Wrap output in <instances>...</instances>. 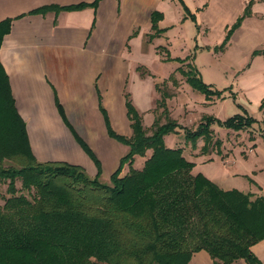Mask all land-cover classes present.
Returning a JSON list of instances; mask_svg holds the SVG:
<instances>
[{"label": "trees", "instance_id": "16d2710c", "mask_svg": "<svg viewBox=\"0 0 264 264\" xmlns=\"http://www.w3.org/2000/svg\"><path fill=\"white\" fill-rule=\"evenodd\" d=\"M179 1L189 14L185 2ZM49 10L58 7L34 13ZM162 17L153 15L156 20ZM11 22L0 23V47ZM195 81L209 98L224 94L211 90L201 78ZM128 109L133 136L109 131L130 147L109 184L75 165L40 163L32 155L26 124L0 62V183L8 182L10 195L0 207V264H189L202 250L214 264H264L252 251L264 240V197L251 201L240 191L221 190L205 175L193 174L195 165L182 150L163 142L174 123L158 126L147 136L129 101ZM254 123L249 114H236L221 126L246 131ZM205 131L212 136L205 126L194 137ZM148 150L153 154L143 168H133L135 158L145 157ZM5 159L18 168L5 167ZM127 164L130 170L124 174Z\"/></svg>", "mask_w": 264, "mask_h": 264}, {"label": "crops", "instance_id": "0c3cea01", "mask_svg": "<svg viewBox=\"0 0 264 264\" xmlns=\"http://www.w3.org/2000/svg\"><path fill=\"white\" fill-rule=\"evenodd\" d=\"M174 2L184 12L178 23L191 20L198 33L203 34L208 27L205 13H194L187 6V14L179 0H0V23L12 21L0 47V62L9 78L17 112L26 124L32 155L38 162L67 163L81 167L91 178L100 175V179L110 180L130 147L109 131L131 138L133 121L128 101L139 114L143 113L152 109L162 89L160 78L149 69L147 59H180L172 52L178 26L171 19ZM79 5L84 6L65 9ZM46 6L58 10L34 13ZM156 12L162 14L160 20L153 19ZM187 59H197L206 84L227 88L229 72L235 75L205 49L197 50L193 56L189 54ZM148 70L155 77L147 75ZM224 129L227 134L232 131L241 136L246 132ZM247 131L256 136L252 128ZM261 136L264 138L263 133ZM227 141L234 143V138L224 140L219 151L220 163L228 171L222 182L201 174L224 191L260 192L261 183L254 171L233 170L238 158ZM254 152L255 148L249 147L239 158L243 156L247 161ZM138 159L142 157L135 158V169L144 166H135ZM129 170L127 164L123 173ZM229 183L235 186L231 188ZM252 251L264 263V240ZM189 264H214V260L202 250L193 255ZM233 264L247 263L239 260Z\"/></svg>", "mask_w": 264, "mask_h": 264}, {"label": "rangeland", "instance_id": "374dc122", "mask_svg": "<svg viewBox=\"0 0 264 264\" xmlns=\"http://www.w3.org/2000/svg\"><path fill=\"white\" fill-rule=\"evenodd\" d=\"M184 1L194 13H205L208 27L205 26L203 34H199L191 20L182 25L178 23L184 12L181 5L174 2L172 10L175 13L171 19L178 26L172 52L180 59H147L149 69L160 78L158 83H161L162 89H159L160 93L152 109L140 113L142 124L146 128L147 136H152L158 126L164 129L168 128V124L174 123L173 131L162 136L165 146L181 149L184 157L194 163L193 172L204 173L218 183L222 182L221 179L228 172L220 163L219 151L224 140L234 138V143L227 141L228 148L234 149L238 158L233 170L243 173L254 171L261 183V193L242 192L251 201H255L264 197V138L261 136L264 134V0ZM202 13L200 22L203 21ZM204 49L212 59H221L235 71V75L232 72L228 74V83L225 85L227 88L207 84L213 91L223 90L222 97L215 95L209 98L195 86L196 78L203 81L204 78L196 64L197 59L187 58L189 54L193 56L197 50L200 52ZM148 73L150 77H155L153 73ZM242 76L244 78L241 79ZM146 100L148 105L149 99ZM236 114H249L255 118L252 132L256 136L247 130L242 134L243 137L232 131L228 134L224 132L221 123ZM205 126L209 128L212 136L208 137L209 134L205 131L194 137ZM249 147L255 148L250 158L247 161L243 156L239 158L244 155L243 152H248ZM152 154L153 151L148 150L145 157L136 161L135 166H143ZM11 165L18 168L12 161L4 163L5 167ZM101 181L110 183L105 178ZM17 186L20 189L21 183L18 182ZM229 186L232 188L235 185L229 183ZM7 189L8 182L0 183V207L3 206L4 199L10 196ZM20 192L28 195L26 191Z\"/></svg>", "mask_w": 264, "mask_h": 264}]
</instances>
